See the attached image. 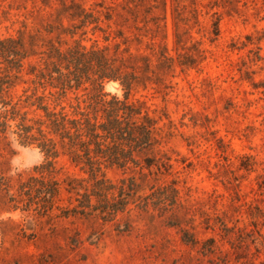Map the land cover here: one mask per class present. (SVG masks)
I'll return each mask as SVG.
<instances>
[{"label":"rangeland","instance_id":"1","mask_svg":"<svg viewBox=\"0 0 264 264\" xmlns=\"http://www.w3.org/2000/svg\"><path fill=\"white\" fill-rule=\"evenodd\" d=\"M60 2L93 13L110 34L105 42L103 32L85 27L74 39L86 47L112 43V33L121 30L129 51L146 54L151 63L161 43L173 58L178 52L191 57L184 62L195 60L191 67L175 62L168 88L148 84L128 96L156 120L171 167L143 169L144 176L137 168H103L101 174L114 185L135 178L140 184L135 202L106 223L94 216L65 218L61 212L78 202L63 188L48 211L13 207L21 183L30 177L42 182L38 171L45 158L34 145L13 141L14 135L0 137V264H264V0H0V37L38 32L57 46L55 33L44 28L56 21ZM172 23L184 50L174 51ZM61 24L69 22L63 17ZM60 39L62 49L72 44L68 35ZM26 69L24 64V82L11 90L12 103L18 101L21 112L35 119L41 113L26 105L33 87ZM103 92L123 95L113 82L105 83ZM53 173L60 183L77 177L91 187L88 175L63 156ZM172 188L176 205L163 210L158 204H169ZM143 199L147 213L137 207ZM183 231L194 245L180 240Z\"/></svg>","mask_w":264,"mask_h":264},{"label":"trees","instance_id":"2","mask_svg":"<svg viewBox=\"0 0 264 264\" xmlns=\"http://www.w3.org/2000/svg\"><path fill=\"white\" fill-rule=\"evenodd\" d=\"M55 14L56 21L47 24L44 31L48 35L55 33L57 46L51 38L46 39L38 32L22 30L15 35L0 37V137L6 140L8 135H14L13 141L21 146L34 145L45 158L44 167L38 171L42 182L30 177L21 183L20 198L13 207L20 205L26 210L41 208L48 211L63 188L67 193H73L78 202L75 207L63 210V217L71 214L94 216L104 223L110 222L117 215L126 213L127 206L135 202L140 184L134 177H129L114 185L101 174L103 168H137L139 175L144 176L143 169L150 173L155 167L157 171L163 168L167 172L171 167L170 158L161 150L164 136L156 127V120L148 115L142 103L131 102L128 96L135 88H145L148 84L168 88L167 78L173 72L175 62L181 67H191L195 60L184 62L189 56L178 52L173 58L161 43L153 54L155 62L151 63L146 54L129 51L130 40L121 30L112 33V43L86 47L74 36L89 25H93L92 31L104 33L105 42L110 37L99 28L98 18L73 2H60ZM63 17L69 22L68 26L61 24ZM126 22L124 20L121 26H126ZM212 25V33L216 36L217 22ZM172 29L174 51L178 48L184 50L173 23ZM183 34L187 35L186 32ZM66 35L72 39V44L62 49L60 46L64 42L60 38ZM155 37L150 36V40ZM164 37L163 34L162 39ZM135 41L138 38L135 37ZM121 45L124 48L120 50ZM42 48L45 50L41 51ZM33 57L40 59L39 62L29 61ZM24 64L27 65L25 74L32 76L30 83L33 85L31 96L26 97V105L34 106L41 113L35 119L27 118L26 111L21 112L18 101L12 103L11 90L18 82H24L21 77ZM108 82L118 83L122 98L103 92V85ZM40 88L42 93L37 94ZM44 91H47L46 95ZM31 98L33 100H29ZM12 122L15 123L14 129H11ZM60 156L88 175L90 189L82 184L85 181L82 178H65L62 183L54 180L53 165ZM171 191L169 204H158L163 210L176 205L177 192L175 188ZM142 201L137 207L147 213L149 204L145 199ZM180 233L184 244L196 243L187 232ZM204 251L209 253L211 245L205 246Z\"/></svg>","mask_w":264,"mask_h":264},{"label":"bare ground","instance_id":"3","mask_svg":"<svg viewBox=\"0 0 264 264\" xmlns=\"http://www.w3.org/2000/svg\"><path fill=\"white\" fill-rule=\"evenodd\" d=\"M115 84V83H114Z\"/></svg>","mask_w":264,"mask_h":264}]
</instances>
